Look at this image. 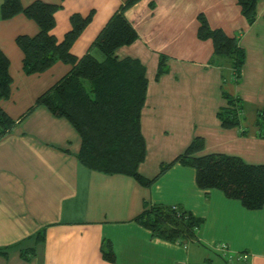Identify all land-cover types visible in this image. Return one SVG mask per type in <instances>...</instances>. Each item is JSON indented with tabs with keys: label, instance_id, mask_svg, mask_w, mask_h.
Instances as JSON below:
<instances>
[{
	"label": "crops",
	"instance_id": "1",
	"mask_svg": "<svg viewBox=\"0 0 264 264\" xmlns=\"http://www.w3.org/2000/svg\"><path fill=\"white\" fill-rule=\"evenodd\" d=\"M20 1L27 5L33 0ZM42 1L60 5L50 31L57 40L70 29L71 14L93 12L70 47L80 57L125 0ZM199 13L212 28L238 37L246 54L239 82L228 80L227 66L211 61V40L196 36ZM125 16L138 38L115 54L139 60L148 79L141 112L146 156L139 173L156 176L161 164L196 136L204 140L199 154L222 153L264 164V130L257 125V111L264 105V0L257 2L253 24L237 0H138ZM37 31L36 22L23 14L0 17V49L12 79L10 95L0 100V107L16 122L0 136V249L8 252L0 254V264H264V206L247 209L219 189L199 188L195 169L180 163L147 186L127 175L91 170L77 158L81 139L69 120L45 106L26 114L72 67L56 61L43 72L23 71V52L15 38ZM160 54L168 56L167 71L155 79ZM223 89L243 102L238 126L225 128L216 116L225 104ZM145 202L180 206L201 217L196 239L178 244L153 237L134 220ZM43 227L44 240L37 243L35 234ZM107 241L113 261L102 256ZM221 243L232 260L223 256ZM30 247L35 254L23 258L20 250Z\"/></svg>",
	"mask_w": 264,
	"mask_h": 264
},
{
	"label": "trees",
	"instance_id": "2",
	"mask_svg": "<svg viewBox=\"0 0 264 264\" xmlns=\"http://www.w3.org/2000/svg\"><path fill=\"white\" fill-rule=\"evenodd\" d=\"M138 0H125L109 16L80 57L70 47L92 18V11L83 16L70 15V29L61 40L51 34L55 25V12L60 5L33 0L23 5L20 0H2L0 17L9 19L23 14L34 20L38 31L34 35L19 34L15 38L23 52L22 68L26 74L47 70L56 61L70 63L71 69L55 84L40 94L26 114L37 106H45L53 115L64 117L77 130L80 139L78 160L87 168L104 174H123L140 185H150L155 178L175 163L195 169L196 184L201 189H219L226 197L239 200L247 209L264 206V164H249L237 156L222 153L199 154L204 148L202 137H194L183 152L163 163L152 178L139 173L138 167L146 156V142L141 131V112L145 105L148 79L144 65L137 59L118 58L115 51L134 42L137 31L125 16V11ZM258 0H237L242 15L249 24L257 16ZM196 36L210 39L212 59L228 67V80L239 82L245 62V50L236 35H228L221 28H212L203 13L197 15ZM100 54V57L97 56ZM168 56L160 54L155 79L167 71ZM227 76L223 72V84ZM12 79L9 60L0 49V100L10 95ZM222 95L225 104L216 112L221 126L231 128L241 122L243 102L237 96ZM25 114V115H26ZM257 125L264 130V105L257 111ZM16 122L0 107V136L13 129ZM141 226L150 230L153 237L178 244L196 239L203 224L201 217L180 206L163 203H144L142 211L134 217ZM46 227L39 229L36 242L44 240ZM102 256L114 260L109 241L101 246ZM35 247L23 248L25 259L34 255ZM1 255H7L0 249Z\"/></svg>",
	"mask_w": 264,
	"mask_h": 264
},
{
	"label": "built area",
	"instance_id": "3",
	"mask_svg": "<svg viewBox=\"0 0 264 264\" xmlns=\"http://www.w3.org/2000/svg\"><path fill=\"white\" fill-rule=\"evenodd\" d=\"M218 248L222 251V254L226 258V260H228V261L232 260L233 254L229 253V251H227V249H225V245L223 243L219 244ZM246 255H247L246 252H242L240 254V257L245 258Z\"/></svg>",
	"mask_w": 264,
	"mask_h": 264
}]
</instances>
